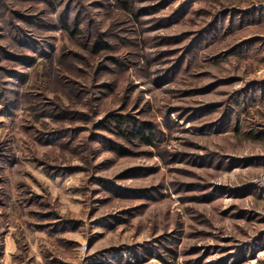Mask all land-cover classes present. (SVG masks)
<instances>
[{"label":"rangeland","instance_id":"374dc122","mask_svg":"<svg viewBox=\"0 0 264 264\" xmlns=\"http://www.w3.org/2000/svg\"><path fill=\"white\" fill-rule=\"evenodd\" d=\"M0 264H264V0H0Z\"/></svg>","mask_w":264,"mask_h":264},{"label":"trees","instance_id":"16d2710c","mask_svg":"<svg viewBox=\"0 0 264 264\" xmlns=\"http://www.w3.org/2000/svg\"><path fill=\"white\" fill-rule=\"evenodd\" d=\"M77 32H72V35L75 36ZM112 122L116 124V127L119 129L124 128V135L127 137H133L138 139L143 144L151 145L155 139V133L148 123L138 122L128 116H109L106 119V122ZM129 127L131 129H129Z\"/></svg>","mask_w":264,"mask_h":264}]
</instances>
